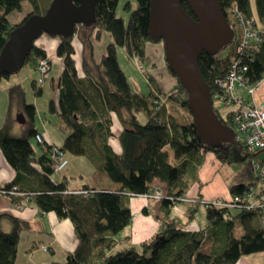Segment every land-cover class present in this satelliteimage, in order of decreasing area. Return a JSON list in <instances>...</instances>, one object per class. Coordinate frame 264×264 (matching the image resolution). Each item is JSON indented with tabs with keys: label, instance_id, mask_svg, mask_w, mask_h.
<instances>
[{
	"label": "trees",
	"instance_id": "16d2710c",
	"mask_svg": "<svg viewBox=\"0 0 264 264\" xmlns=\"http://www.w3.org/2000/svg\"><path fill=\"white\" fill-rule=\"evenodd\" d=\"M151 1L135 0L136 8L132 2L125 4L128 13L126 18L118 15L121 0H98L97 22L88 28L96 32L98 40L103 32L111 33L115 43L109 46L101 65L96 67V76L89 72L86 79L78 76L72 44L74 38H60L61 45L57 50L65 68L59 82L60 100L58 104L51 101L49 111L57 114L63 128L71 132L65 145L60 148L70 155L86 156L93 165L108 174L117 188L98 190L85 186L81 191L69 192L66 182L56 184L53 180L56 165L51 155L53 145L47 143L48 150L45 152L40 144L39 154L31 142L39 134L36 129V107L25 101V91L21 86L11 89V101L13 103L15 94L22 102L21 111L28 124L21 136H14L12 129L17 120L11 109L8 111L4 126L0 129V149L11 167L17 171V177L13 182L0 187H18L27 193L41 215L54 212L60 220L72 221L80 245L65 263L56 264H238L244 257L264 253V207L249 210L247 206L239 209L206 206L209 226L196 232L184 230L181 221L173 213L174 208L181 203L180 200L188 196L195 184L202 187L200 172L206 154L214 153L222 162H226L232 158L230 155L224 156L226 150L239 146L247 163L258 154L247 152L235 140H222L214 146L206 145L200 127L189 109V95L179 81L177 87L163 92L158 84H154L153 78H149L155 88L154 92L146 95L134 92L119 63L117 52L123 47L130 58L144 59L148 43L163 42L154 40L150 34ZM220 1L233 28L237 25L232 10L238 6L264 30V0H255L257 15L250 0ZM25 2L31 8L29 14L20 25L10 21L11 15L21 11ZM52 3L53 0H0V54L15 28L33 15L44 16ZM183 6L196 19L191 7L187 3H183ZM237 44V41L232 42L219 52H205L199 58L200 71L213 96L221 93L217 80L229 72L236 59ZM28 57L26 65L36 68L38 62L47 57V52L37 45ZM244 63L248 69L246 76L249 85L261 83L264 80V44L259 50L245 53ZM10 77L4 74L0 86L3 79ZM41 87L37 81L32 84V89L38 95H42ZM161 98L167 101L166 104ZM168 101L187 109L191 121L181 123L175 120L176 117L167 105ZM214 109L220 122L234 135L233 113L222 118L219 111ZM124 111L129 113V117L121 121L124 131L118 138L124 152L118 155L108 141L113 135L110 115H121ZM139 115L146 117V123H141ZM168 149L172 150L173 156ZM254 174L257 183L263 181L259 174ZM156 180L165 184L166 190L155 187ZM257 183L232 186L229 190L232 197L245 199L254 188L260 192L258 197L261 198L264 187L257 189ZM84 190L90 194L83 196L77 193ZM156 191L164 193L160 201V214L157 215L161 223L159 233L139 247L130 245V238H126L125 246L114 251L116 238L134 220L130 206L132 199L151 196ZM16 198L18 204L24 199ZM197 199L198 204L190 207L188 212L192 220L196 216L195 212L203 206V200L200 197ZM248 202L242 204L249 205ZM143 212L149 214L147 209ZM12 222L11 232L0 231V264H18L22 232L30 229L28 222L15 218H12ZM238 222L242 225L243 235L240 238L235 234ZM208 241L212 247L208 253H204L203 245Z\"/></svg>",
	"mask_w": 264,
	"mask_h": 264
},
{
	"label": "crops",
	"instance_id": "0c3cea01",
	"mask_svg": "<svg viewBox=\"0 0 264 264\" xmlns=\"http://www.w3.org/2000/svg\"><path fill=\"white\" fill-rule=\"evenodd\" d=\"M252 3L253 10L255 12L256 5H254V1L250 0ZM125 17V16H124ZM127 18V17H126ZM77 34H80L77 31ZM77 36V35H76ZM96 32L92 29L85 34L83 41L78 37V39H74L72 44L74 45L75 54L74 60L77 65L78 76L82 79H86L88 72L89 74H93L96 76V67L101 65V61L104 56L107 55V48L114 44V38L110 33H103L101 35V39L99 42L95 40ZM88 40V41H87ZM85 41L86 45H89V51L86 50L84 54H79V51H84L83 42ZM60 38L50 37L45 35L42 39L37 42V45L46 50L48 55L55 57L58 61V66H61L60 70H57L56 74H52L55 70V66L52 64L51 74L49 78L53 79L51 88L53 89L54 97L52 98L57 104L60 98V88L59 82L61 79V75L64 71V61L58 57L57 50L61 45ZM106 44V45H104ZM108 45V46H107ZM156 45V47H155ZM107 47V48H106ZM96 51H99L100 54H96ZM147 54L143 59L146 62V68L148 69V74L155 80L156 84H159L160 88L163 92H168L179 85L177 78L170 72L168 67V62L166 61V50L163 43H155L154 46H149L147 48ZM86 54V57L84 55ZM60 59V60H59ZM84 62V65H83ZM120 63V62H119ZM26 66V65H25ZM122 69L125 74H127L130 85L131 83L130 75L128 69H125L122 65ZM28 68L31 70V75H37L36 68L28 65ZM165 72L168 74L167 79H165ZM131 74H133L134 79L138 80L137 75L133 70H131ZM35 75V76H36ZM136 76V77H135ZM141 76L145 79V90H139L133 87L134 92L141 94H149L154 92L149 80L146 79L142 74ZM30 77L27 74L24 77L23 81L9 84L5 90L2 88V84L0 86V97L3 96V93L11 92V89L14 86H21L24 89L25 80ZM8 80H12L11 77ZM23 82V83H22ZM140 83V82H139ZM141 87L145 86L142 84H136ZM43 89V88H42ZM256 94L254 96L253 101L256 105H264V80L259 83ZM44 93V90L42 94ZM36 107V104H33ZM18 108H20L18 106ZM7 110V116H8ZM37 111V109H36ZM14 119L16 118V112L13 114ZM57 116V114H54ZM6 116V118H7ZM143 115H139L141 123L143 122ZM58 117V116H57ZM129 117V113L124 111L121 115L117 113H112L110 115V119L112 120V137L109 138L110 146L113 151L118 154H123V149L121 142L119 140V135L124 131L122 127L121 121ZM5 118V120H6ZM58 121L59 118H58ZM61 123V121H60ZM19 123L16 122L15 126L12 129V134L16 136L17 125ZM4 126V123L0 124V129ZM46 126V125H45ZM63 132H65V136L62 141L57 143L55 137L48 133L46 130H42L39 126L36 128L39 130V133L45 136V139L48 144L56 145L58 147H63L65 145V141L70 135L71 132L65 130L61 123ZM44 128V127H43ZM25 129L18 130L19 134H22ZM18 136V135H17ZM41 153V150L38 151ZM67 154V153H66ZM212 155V154H211ZM211 155H206V162L201 169L200 172V181L202 182V187L199 184H195L189 191L188 197L195 198L200 197L204 202L206 201H214L217 198H223L225 200H229L232 198L230 191L221 189L218 184L212 185L213 181L210 178H207L211 174L213 175L218 170L219 164L215 163V158ZM69 160V166L59 173L61 175L56 176V173L53 175V180L56 184H61L62 182H66V186L68 187L69 192L73 191H81L85 186H90L92 189L97 188L98 190L106 189V188H117L109 178L106 177L105 181L99 178L100 174L104 172L99 169L95 164L93 165L90 160L86 157L74 156L67 154ZM37 168V167H36ZM108 175V174H107ZM17 171L11 167L2 150L0 149V185L5 186L8 183L16 180ZM264 187V180L262 181ZM205 185V186H204ZM154 186L159 187L163 190H166V185L160 183L159 181H154ZM204 187V188H203ZM146 196L134 197L131 201V209L133 213L134 220L130 227L119 234L116 238L117 242L114 244V251L120 250L123 246H125L126 238H130V245H134L139 247L143 242L148 241L153 238L154 235L159 233L161 230V223L157 220L155 212H159L161 202L158 200H147ZM15 200L17 198H4L0 197V231L4 233H9L13 229L12 218L22 220L28 222L30 224V229H27L22 232L19 250H18V264H56V263H65L68 257L71 254H74L78 246L80 245V241L77 235V231L75 230L74 224L71 220L64 219L60 220L58 216L52 212L49 214H42L37 206L34 204L33 200L21 199L22 203H16ZM189 205L178 204L174 208V215L179 218L181 221V226L184 230L190 232H196L202 229H206L209 224L208 220L205 224V227L198 222L197 217L194 219L190 217ZM144 209L148 210L149 214H145ZM185 217V218H182ZM182 218V219H181ZM211 242L208 241L205 245H208L209 249H211ZM43 246L49 248V251H44ZM210 251V250H209ZM207 253V252H204ZM258 256V257H257ZM238 264H264V253L263 254H252V256H247L241 259Z\"/></svg>",
	"mask_w": 264,
	"mask_h": 264
},
{
	"label": "water",
	"instance_id": "95a60500",
	"mask_svg": "<svg viewBox=\"0 0 264 264\" xmlns=\"http://www.w3.org/2000/svg\"><path fill=\"white\" fill-rule=\"evenodd\" d=\"M98 0H53L44 16L33 15L11 32L0 54V79L24 70L28 56L45 37L75 38L79 26L96 24ZM187 3L196 19L188 14ZM150 34L163 41L166 61L189 95V109L195 117L205 144L214 146L234 141L215 114L213 95L199 63L203 53L219 52L232 44L235 32L224 14L220 0H152ZM18 122L25 123L24 114Z\"/></svg>",
	"mask_w": 264,
	"mask_h": 264
},
{
	"label": "built area",
	"instance_id": "2783aa9c",
	"mask_svg": "<svg viewBox=\"0 0 264 264\" xmlns=\"http://www.w3.org/2000/svg\"><path fill=\"white\" fill-rule=\"evenodd\" d=\"M232 14H234L237 25L234 27L235 39L233 41L238 42L236 46L237 55L235 56L236 59L233 61V64L229 68V72L222 76L221 79L217 80L221 93L213 96V101L221 103L223 106H235V110L232 112L233 124L235 125V142L243 146L247 152L258 154L252 159L251 166L264 180V158H260V154L264 156V105H256L253 101L259 83L256 85H249V80L246 76L248 69L244 63L245 53L259 50L263 47L264 30L256 24L254 18L248 17L238 6L233 8ZM53 58V56L47 54L45 59H41L38 62L36 66L38 85L43 86L49 79L48 77L52 69L51 64ZM35 141L37 144L43 145L45 152H47L48 144L43 134L39 133ZM51 155L54 165H56V173H62V171L69 166L67 154L62 148L53 145ZM256 191V189L252 188L249 193H247L245 199L239 196L232 197L228 201L218 198L216 201H202L201 203L205 207H218L225 209H239L247 206L250 210L252 208L264 207V195L259 198L258 193L260 192ZM77 193L82 194L83 196L90 194L87 190ZM28 196L27 193L22 192L18 187H12L9 189L0 187V197H22L29 200ZM145 196L150 199L154 198L158 201H162L164 193L161 194L160 191H156L151 196ZM180 201H186L192 205L198 204L197 198L193 199L190 197H184V199H181ZM246 201H249V205L242 204ZM43 250L49 251V248L43 246Z\"/></svg>",
	"mask_w": 264,
	"mask_h": 264
},
{
	"label": "rangeland",
	"instance_id": "374dc122",
	"mask_svg": "<svg viewBox=\"0 0 264 264\" xmlns=\"http://www.w3.org/2000/svg\"><path fill=\"white\" fill-rule=\"evenodd\" d=\"M253 1H254V5H256L255 0H253ZM129 2L130 3L132 2L134 8H136L135 0H121L120 6L118 8L119 9L118 10L119 16L128 17V13L125 11L124 6H125V4H127ZM30 11H31V8H30L29 4L27 2H25L23 4V8L21 9V11H16V12H14V14L11 15L10 21H12L15 24L20 25L22 20L29 14ZM255 13H256V9H255ZM256 15H257V13H256ZM88 31H90V28L80 26L78 29V32L80 34H77V36L74 39H78V37H79L81 39V41H83V38H84L85 34L88 33ZM103 33L105 34L108 32H103ZM100 39H101V37H100ZM95 40L97 42H99V40L96 38V36H95ZM159 43L162 44L163 42H159ZM83 45H84V51H79V54H81V53L84 54L85 51L87 49H89V45H86L85 41L83 42ZM104 45H106V44H104ZM163 45H164V43H163ZM149 46H154V43H148L146 46V50ZM155 47H156V45H155ZM108 48H107V51H108ZM88 53H89V51H88ZM117 53H118L119 62L122 63V65L124 66L125 69H128L129 75L131 77L130 81L133 84V87L139 89L140 91L145 90V88H146L145 83L146 82H145V79L141 76V74L148 80H149V78H151V76L148 74V69L146 68V62L143 59H140L139 57L130 58L128 55V52H126V49L123 47L119 48ZM96 54L99 55L100 52L96 51ZM84 57H86V54L84 55ZM52 64H53V66H55V70L53 71L52 74H56L57 70L61 69V66H58L59 64H58V61L55 57L53 58ZM52 64H51V66H52ZM83 65H84V62H83ZM143 68H144V70H143ZM131 70H133L135 72L139 81H136L134 79L133 74H131ZM36 73H37V71H36ZM26 74L30 77H28L27 80H25V83L22 82L24 84L23 90L25 91V101H27L28 104H36V109H37L36 126L37 127L39 126L42 130L43 129L46 130L48 133H51L55 137V140H57V143L60 144V142L62 141V139L65 136V132H63L61 123H60V121H58V117L49 111L50 103H51V101H53L52 98L54 97L53 89L51 88L53 79L48 77L49 79L47 80V82L41 87V89L43 88L44 93L42 95H38L35 92V90L32 89V84L38 80V76L36 74H35L36 76L31 75V70H30V68H28V65H26V66H24L23 71L16 73V74H13V76H11L12 80L3 79L2 88H3V90H5L9 84L17 83V82H19V80L23 81ZM50 74H51V72H50ZM167 76H168V74H166V72H165V79H167ZM149 83H151L150 80H149ZM136 84H142L145 86L141 87V86L136 85ZM152 84H151V86H152L153 90L155 91V88L153 87ZM154 84H156L155 80H154ZM155 93H157V91ZM162 101L164 102V104H166V102H167V101H165L164 98L162 99ZM214 103H215L214 108H216L219 111L222 118H226L228 113L233 112L235 110V106H233V105H229V106L224 105L223 106L221 103H218V102H214ZM167 105L170 108V112L172 113V115L176 117L175 120H177L178 122H181V123H189L191 121V115H189L188 110L183 108L182 105H179L173 101H168ZM18 106L20 108H18ZM8 108H9V110L11 109L13 114L16 112V120L18 122L19 115L24 114L21 111L22 102L19 101L18 97L14 94L13 103H12L11 92L8 93L5 91L3 93V96L0 97V124L5 122V118L7 116L6 112H7ZM141 117H143V122L146 123V121H147L146 117H144V116H141ZM26 121H27V118H26ZM18 123L19 124L17 125L16 134L18 136H21L22 134H19L18 130L26 129L28 123H26V122L25 123L18 122ZM31 142L34 145V148L36 151L41 150L40 144H37L35 139H32ZM168 150H169L170 154L173 156L172 150H170V149H168ZM208 154L209 155L212 154L211 156L215 158V163L219 164V166L217 168L218 170L216 171V173H214L213 175L211 174L210 176L207 177V178H210L211 181H213L212 185L218 184V186L221 189L223 188L225 190L226 189L229 190L232 186H238V185H243V184L249 185V183H254V182L257 183L258 179H257V176L254 174L255 173L254 169L251 166V163H249V162L247 163L244 161L245 160L244 153L241 151V148L239 146H235L230 151L226 150V152L224 153V156L226 157V156L230 155L232 157V158L228 159L226 162H222L214 153H208ZM260 158L262 159V158H264V156H262L260 154ZM205 159H206V156H205ZM171 160L174 162L173 159H171ZM58 175H61V174L54 175V176H56V179H57ZM253 175H254V177H253ZM107 176H108L107 174L103 173V174L99 175V178L105 181ZM261 183H263V182L260 181V183L259 182L257 183V185L259 186V188H257V189H260V187L263 186V184H261ZM230 194H231V192H230ZM231 196H232V194H231ZM198 197H195V198H198ZM187 198H188V196H187ZM195 198H193V199H195ZM146 199L151 200L154 198H151V199L146 198ZM219 199L225 200L223 198H219ZM154 200H156V199H154ZM179 204L181 206L184 204L189 205V207L193 206L192 204L187 203L186 201L181 202ZM160 210H161V207H160ZM160 210L157 213L155 212L156 218L158 217L157 215L160 214ZM195 214H196L198 222L202 225V227H205V224L207 222L206 207L200 206V208L195 212ZM182 218H185V217H182ZM235 234L238 238H240L243 235L242 234V225L239 222L237 224V230H236ZM208 247H209L208 245L204 244L203 245V252L208 253L210 250Z\"/></svg>",
	"mask_w": 264,
	"mask_h": 264
},
{
	"label": "bare ground",
	"instance_id": "6f19581e",
	"mask_svg": "<svg viewBox=\"0 0 264 264\" xmlns=\"http://www.w3.org/2000/svg\"><path fill=\"white\" fill-rule=\"evenodd\" d=\"M251 163V162H250Z\"/></svg>",
	"mask_w": 264,
	"mask_h": 264
}]
</instances>
